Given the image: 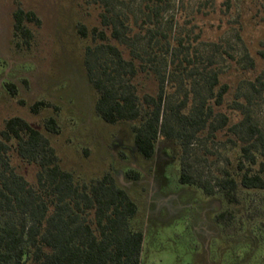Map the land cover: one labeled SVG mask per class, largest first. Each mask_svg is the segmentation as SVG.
I'll return each instance as SVG.
<instances>
[{"label": "rangeland", "instance_id": "rangeland-1", "mask_svg": "<svg viewBox=\"0 0 264 264\" xmlns=\"http://www.w3.org/2000/svg\"><path fill=\"white\" fill-rule=\"evenodd\" d=\"M114 1L125 35L110 40L125 58H134L140 93H158V69L167 76L166 104L186 101L188 112L205 99L216 125L225 114L228 124L213 136L211 126L197 132L188 155L197 171L212 179L222 175L225 158L228 167L237 170L244 144L232 128L244 117L237 103L246 102V94L253 92L251 81L263 76L264 82V0H170L160 24L149 20L146 0ZM19 7L41 19L39 25L29 24L30 45L14 36ZM102 11L92 0H0V130L8 118L23 117L51 137L63 168L77 179L88 182L109 171L115 174L138 204L133 225L144 230L141 264H264V189L239 184V202L229 206L218 194L208 196L180 182L179 141L161 135L154 157L146 158L135 149L131 124L108 123L97 114L98 93L85 65V46L92 40L81 38L77 25L111 34L102 25ZM168 42L178 53L174 63L166 53ZM132 47L141 56L132 53ZM153 56L155 62L149 59ZM211 72L219 74L216 88H228L221 103L203 86L205 74ZM257 97L251 110L264 130V92ZM42 100L50 107L34 114L31 106ZM51 116L60 124L58 135L45 130L44 121ZM256 154L253 166L259 169L264 156ZM12 157L17 171L35 184L37 166L16 153ZM130 170L139 178L128 177ZM228 207L243 225L237 240L226 236L215 220Z\"/></svg>", "mask_w": 264, "mask_h": 264}, {"label": "trees", "instance_id": "trees-1", "mask_svg": "<svg viewBox=\"0 0 264 264\" xmlns=\"http://www.w3.org/2000/svg\"><path fill=\"white\" fill-rule=\"evenodd\" d=\"M92 1L102 6V25L111 29L109 34L99 27L89 30L81 22L77 25L81 38L92 40L85 46V65L98 93L97 114L108 123L131 124L135 149L146 158L154 157L161 135L179 141L182 145L180 182L194 185L208 196L218 194L229 206L239 202V184L247 189H264V163L259 169L253 166L257 152L264 156V130L251 110L258 101L257 95L264 92L263 76L250 82L253 92L246 94V102L237 103L244 114L232 127L244 142L237 170L230 169L229 159L225 158L227 165L222 175L214 179L207 177L197 171L196 162L190 161L189 145L197 132L207 127L211 126L209 136H213L228 124V117L222 114L216 125L212 108L205 99L188 112L184 111L186 101L166 104L167 76L156 68L160 80L158 93H140L135 83L134 58H125L110 40L111 37L122 40L125 35L119 28L124 22L122 15L115 12V1ZM171 6L170 0H146L145 9L149 20L160 24L163 12ZM30 23H41L36 12L17 8L14 36L25 45H30L33 38ZM170 44L166 53L174 63L178 53ZM131 52L141 56L133 47ZM149 59L156 61L155 56ZM142 67L147 69L145 65ZM219 84L218 72L205 74L203 86L211 94H217L221 103L228 88L227 85L216 88ZM50 105L44 100L37 101L31 111L38 114ZM44 127L50 134L61 133L55 116L47 118ZM14 153L37 166L35 184L17 171L12 162ZM246 160L250 164L246 165ZM126 175L135 179L140 176L134 170ZM138 209L136 200L112 172L88 182L79 180L72 171L63 168L46 132L20 116L5 121L0 130V264H141L144 230L133 225ZM215 220L226 236H235L236 240L240 237L243 225L233 208L218 212Z\"/></svg>", "mask_w": 264, "mask_h": 264}]
</instances>
